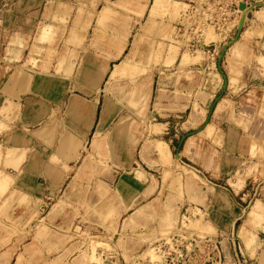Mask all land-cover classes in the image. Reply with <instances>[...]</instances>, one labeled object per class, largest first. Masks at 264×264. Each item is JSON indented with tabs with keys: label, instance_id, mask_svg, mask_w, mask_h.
Returning a JSON list of instances; mask_svg holds the SVG:
<instances>
[{
	"label": "rangeland",
	"instance_id": "374dc122",
	"mask_svg": "<svg viewBox=\"0 0 264 264\" xmlns=\"http://www.w3.org/2000/svg\"><path fill=\"white\" fill-rule=\"evenodd\" d=\"M233 4L238 10L239 5L248 9L246 23L240 13L231 15ZM189 6L198 13L195 24L208 19L222 25L220 30L203 24L200 36L176 35L174 26ZM255 12L264 17L262 7L254 6L252 0H0V92H16L12 100L0 98V180H7L0 194V264H60L54 256L40 254L42 240L46 247L59 236L74 246L66 264L80 257L87 264H162L152 247L175 229L183 209L173 222L174 210L162 209L159 237L129 257L119 250L122 243L126 246L124 238L113 237L104 223L120 200L115 187L136 168L142 151L147 152L148 126L166 123L167 131L150 132H161L159 139L167 145L170 140L169 151L174 154L175 141L170 137L176 131L174 125L184 118L169 125L168 112L152 109L157 92H148L151 77L160 68L174 67L176 55L193 60L207 56L211 62H220L236 41L252 42V54L264 57V18L257 20ZM183 19L181 24H188ZM189 40L211 43L214 50L219 47L214 52L207 50L210 45L190 49ZM235 56L239 55L232 52L231 57ZM245 74L244 88L253 92L235 93L240 94L231 115L248 124L245 129L240 125V136H250L254 149L256 141L264 143V61L250 64ZM226 93L201 100L194 92V136L203 139L200 131L205 122L220 121L214 118V107ZM79 110L91 116L86 137L78 135L87 120L77 124ZM214 137L212 144L203 141L201 161L187 164L201 172L198 164L207 159L205 176L213 185H222L210 173L216 162L212 155L222 149L220 134ZM219 153L226 156L222 150ZM233 155L225 159L231 167L233 159L239 158ZM244 166H250L249 162ZM140 167L146 169L143 164ZM165 169L154 179L161 186L157 194L161 203L170 206L181 183L179 176ZM6 172L10 176H4ZM129 186L133 185L125 183L121 189ZM62 211L80 218L67 229L42 221ZM201 217L188 227L202 237L210 232L200 226ZM182 226L187 229V224ZM139 234L143 236L141 230Z\"/></svg>",
	"mask_w": 264,
	"mask_h": 264
},
{
	"label": "crops",
	"instance_id": "0c3cea01",
	"mask_svg": "<svg viewBox=\"0 0 264 264\" xmlns=\"http://www.w3.org/2000/svg\"><path fill=\"white\" fill-rule=\"evenodd\" d=\"M263 1L252 0V4L262 7L264 10ZM154 3L157 4L155 1ZM186 10L181 13L174 29L184 20ZM258 13L263 14L255 12L257 20H259ZM246 16L247 14L245 23ZM253 39L256 41V36ZM251 45L252 42L236 41L227 47L225 57L220 62L217 59L211 62L209 57L206 58L207 56L193 60L195 57L176 55L174 67L160 68L156 72L157 75L151 77L148 92H157V98L153 99L152 103L155 107L152 109L168 112L171 117L168 120L169 125H173L177 119L184 118V120L182 119L183 121L180 120L174 125L176 131L170 137L175 141L173 155L169 151L171 141L169 140L167 145L159 139V134L167 131L166 123H153L150 127L148 126V131L149 129L150 131L151 129H162L161 132H148V137L151 139H148V145L145 146L147 152L142 151L141 157L136 158L139 162L136 168L125 173L122 182L118 184L120 186L115 187L120 200L112 206L114 211L110 217L104 218V223L111 227L110 233L113 234V237L120 235L119 240L124 238L122 242L126 241V246L122 243L123 247L119 249L123 256L129 257L136 252H142L148 240L156 239L159 232L157 225L160 224L162 209L172 208L174 211L170 215L171 222L177 219L179 210L183 209L184 211L179 216L174 226L175 229L184 221L187 224L186 230L190 234H196L195 236L198 235L196 230L188 225H193L196 217L202 216L198 222L201 227L210 232L203 236H213L217 240V264H264V143L256 141L254 149L251 148L253 142L250 136H240L242 127L240 125L242 124V128L245 129L248 124H243L241 117L236 118L231 115L236 112V98L239 97V94L253 92L249 88H244L246 83H243L248 77V74H245L246 69L257 60L264 61V57L252 54ZM231 51L239 56L231 57ZM195 53L200 54L199 51ZM219 63L221 68H219ZM204 65L205 67H203ZM194 92H198L201 100L214 96L216 92H227L214 107V114H216L214 118L220 121L214 119L205 122L200 131L203 139L197 138L192 132L194 123L197 122L192 113ZM236 92L240 93L237 95ZM230 93L231 95H229ZM14 94L16 92H0V98L4 96L8 100H12V96L15 97ZM199 104L203 106L202 102H198ZM90 112L89 110L88 113ZM77 115V124L81 126L85 123L82 121L86 120L87 112L80 114L79 110ZM187 116L190 118L187 119ZM230 117L232 120L229 119ZM90 118L91 116L87 117L84 128L81 129V132L78 131L79 137L81 135L86 137L90 132L92 127ZM223 123L225 124L221 127L220 125ZM207 133L211 134L209 139H205ZM166 134L164 133V135ZM219 134L222 147L220 150L226 156L220 155L219 149L216 152L213 150L212 159L214 157L216 162L210 166V173L211 175L215 174V177L220 178L223 183L222 185H213L205 176L208 172L206 169L208 167L207 159L198 164L201 172L190 167L187 161L194 159L201 161L203 141L208 140L212 144L214 136ZM236 149L238 151H235ZM259 149L261 152L258 151ZM204 151L206 152V150ZM234 153H237L239 158L233 159L231 167V164L225 159L235 158ZM245 162H249L250 166L245 167ZM132 164L135 165L134 162ZM140 164H143L147 171L140 167ZM10 165L13 166L14 163H10ZM166 166L173 177H180L181 183L180 189L174 191V194L180 195L172 196L173 199L170 201L173 204L171 203L170 206L165 202L161 203V199L157 196L158 193H161V186L154 179L158 178L159 173L162 174L166 170ZM228 167L230 168L228 169ZM4 176L10 175L6 172ZM6 182L5 179L0 180V194L4 191L3 187ZM125 183H130L133 186H129L127 191L121 189ZM74 207L75 204L72 203V209ZM62 212L50 219L43 217L42 221L45 220L47 225L56 224L67 229L71 222L74 223L77 218H80V215L75 217L74 212L68 213V215ZM140 230L143 236H140ZM133 237L136 239L131 244L129 240ZM53 241V244H47L46 247L44 240L41 241L43 243L40 253L42 258L54 256L56 262L66 264L69 255L72 254L68 252L74 247L73 244L65 243L62 236L53 238ZM68 244H71L70 247ZM73 264L87 263L80 257L76 258Z\"/></svg>",
	"mask_w": 264,
	"mask_h": 264
},
{
	"label": "built area",
	"instance_id": "2783aa9c",
	"mask_svg": "<svg viewBox=\"0 0 264 264\" xmlns=\"http://www.w3.org/2000/svg\"><path fill=\"white\" fill-rule=\"evenodd\" d=\"M244 5L247 6L246 4ZM231 9V15L237 17V5L233 4ZM195 14L197 17L198 13H196V9L189 6V10L185 16V21H187L188 24L177 25L175 34L181 32L183 35V33H185L186 38L188 35L194 37L200 36L203 24L211 25L216 31L220 30V26L222 25L219 26L217 23L210 22L208 19H206L203 24H195ZM201 14L203 15L204 13L202 12ZM196 41L198 40H189L187 46L190 49L197 46L201 48V45ZM182 224H185V222L183 221L176 229L168 233L152 248V252L159 257L162 264H217L218 251L215 239L209 236L198 237L192 235ZM102 261H104V259Z\"/></svg>",
	"mask_w": 264,
	"mask_h": 264
},
{
	"label": "bare ground",
	"instance_id": "6f19581e",
	"mask_svg": "<svg viewBox=\"0 0 264 264\" xmlns=\"http://www.w3.org/2000/svg\"><path fill=\"white\" fill-rule=\"evenodd\" d=\"M213 1V0H212ZM207 4H209V3H207ZM206 7H209V5L208 6H206ZM247 8H240L239 10H238V14L240 13L241 15H242V17L243 18H245V14H246V12H247ZM204 12V11H203ZM239 14V15H240ZM258 18L259 19H263L264 17H263V14H261V13H258ZM263 17V18H262ZM186 41H188V40H186ZM197 43H199L200 45H201V47L202 48H207L206 46H209L210 44H207V43H205V42H197ZM214 48H215V46L214 45H210V48L208 47V49L207 50H214ZM205 50V49H204ZM108 251V250H107ZM102 262V261H101ZM99 264V263H98ZM146 264H148L147 262H146Z\"/></svg>",
	"mask_w": 264,
	"mask_h": 264
},
{
	"label": "water",
	"instance_id": "95a60500",
	"mask_svg": "<svg viewBox=\"0 0 264 264\" xmlns=\"http://www.w3.org/2000/svg\"><path fill=\"white\" fill-rule=\"evenodd\" d=\"M240 8H243V6H242V5H239V9H240ZM209 48H210V47H209Z\"/></svg>",
	"mask_w": 264,
	"mask_h": 264
}]
</instances>
